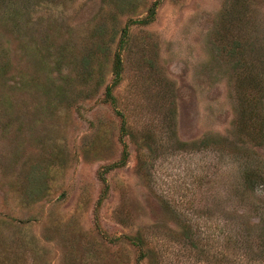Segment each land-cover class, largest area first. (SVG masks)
Listing matches in <instances>:
<instances>
[{
  "label": "rangeland",
  "instance_id": "1",
  "mask_svg": "<svg viewBox=\"0 0 264 264\" xmlns=\"http://www.w3.org/2000/svg\"><path fill=\"white\" fill-rule=\"evenodd\" d=\"M0 264H264V0H0Z\"/></svg>",
  "mask_w": 264,
  "mask_h": 264
},
{
  "label": "trees",
  "instance_id": "2",
  "mask_svg": "<svg viewBox=\"0 0 264 264\" xmlns=\"http://www.w3.org/2000/svg\"><path fill=\"white\" fill-rule=\"evenodd\" d=\"M156 7H157V3H155L154 6L151 7L149 14L146 18L145 24H148V23L153 21L154 16H155ZM120 73H121V62H120L119 58H116V62L114 65V82H113V84H117V82L119 81ZM107 95H108V98L111 97L110 90H108ZM111 99L112 98H110V101H113ZM125 157H126V155L123 156L122 162L126 159Z\"/></svg>",
  "mask_w": 264,
  "mask_h": 264
}]
</instances>
